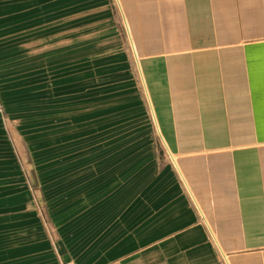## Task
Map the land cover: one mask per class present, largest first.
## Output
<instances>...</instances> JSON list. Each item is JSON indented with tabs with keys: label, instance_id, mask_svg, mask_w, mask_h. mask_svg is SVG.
I'll use <instances>...</instances> for the list:
<instances>
[{
	"label": "crops",
	"instance_id": "0c3cea01",
	"mask_svg": "<svg viewBox=\"0 0 264 264\" xmlns=\"http://www.w3.org/2000/svg\"><path fill=\"white\" fill-rule=\"evenodd\" d=\"M44 3L0 0V264H264V0H116L168 158L145 178L25 161L34 117L114 94L81 54L15 62Z\"/></svg>",
	"mask_w": 264,
	"mask_h": 264
},
{
	"label": "rangeland",
	"instance_id": "374dc122",
	"mask_svg": "<svg viewBox=\"0 0 264 264\" xmlns=\"http://www.w3.org/2000/svg\"><path fill=\"white\" fill-rule=\"evenodd\" d=\"M44 2L47 9L42 11L44 23L38 27L40 32H35L30 41L19 43L15 62L20 66L41 65L65 56L68 64L74 55L81 54L83 89L91 82L113 83L114 94L89 100L83 91L82 107L74 109L68 105L61 107L60 113L34 117V136L23 138L18 134L17 137L22 152L26 146L33 151L23 154L24 159L28 157V162L37 168L53 167L56 173L57 167H73L75 163L113 155L115 163L129 165L134 177H147L168 158L116 0H65L64 8L63 0ZM106 51L111 52L107 57ZM97 53L99 57L89 58ZM90 67L96 68L98 74L90 76ZM96 102L99 105H89ZM96 109L98 112L90 117V112ZM42 120H50L46 121L48 128H44L49 137L38 136Z\"/></svg>",
	"mask_w": 264,
	"mask_h": 264
}]
</instances>
